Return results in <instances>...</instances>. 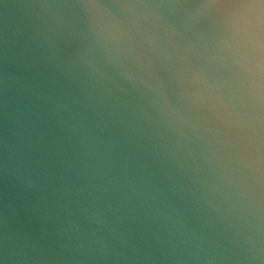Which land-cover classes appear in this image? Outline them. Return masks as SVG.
I'll list each match as a JSON object with an SVG mask.
<instances>
[{"label":"water","instance_id":"95a60500","mask_svg":"<svg viewBox=\"0 0 264 264\" xmlns=\"http://www.w3.org/2000/svg\"><path fill=\"white\" fill-rule=\"evenodd\" d=\"M0 264H264V0H0Z\"/></svg>","mask_w":264,"mask_h":264}]
</instances>
